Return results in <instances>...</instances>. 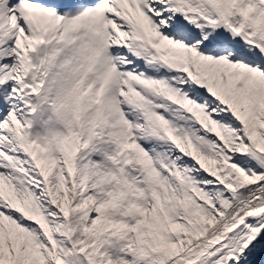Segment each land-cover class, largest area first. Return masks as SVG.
Returning a JSON list of instances; mask_svg holds the SVG:
<instances>
[{"label": "snow or ice", "instance_id": "1", "mask_svg": "<svg viewBox=\"0 0 264 264\" xmlns=\"http://www.w3.org/2000/svg\"><path fill=\"white\" fill-rule=\"evenodd\" d=\"M0 264H264V0H0Z\"/></svg>", "mask_w": 264, "mask_h": 264}]
</instances>
